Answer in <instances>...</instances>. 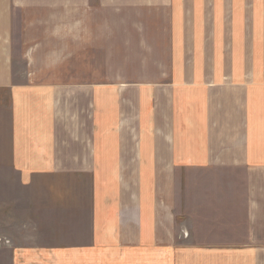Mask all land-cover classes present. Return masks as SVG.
Returning a JSON list of instances; mask_svg holds the SVG:
<instances>
[{
    "label": "crops",
    "instance_id": "obj_1",
    "mask_svg": "<svg viewBox=\"0 0 264 264\" xmlns=\"http://www.w3.org/2000/svg\"><path fill=\"white\" fill-rule=\"evenodd\" d=\"M2 187L0 264H264V0H0Z\"/></svg>",
    "mask_w": 264,
    "mask_h": 264
},
{
    "label": "rangeland",
    "instance_id": "obj_2",
    "mask_svg": "<svg viewBox=\"0 0 264 264\" xmlns=\"http://www.w3.org/2000/svg\"><path fill=\"white\" fill-rule=\"evenodd\" d=\"M7 198H9V196H6L5 189L2 187V189H0V248L3 241H5L7 238H11L12 241L14 240L15 242H18L23 237L20 235L21 232L19 234L15 233L17 232V226L14 224L15 222L13 218L14 216L18 215V212L15 211L13 213V207L9 204H5ZM27 235H29V232L24 233V239L29 240L30 237H27ZM34 239L40 241L39 236H33L32 241H34ZM4 257L5 256H0V260Z\"/></svg>",
    "mask_w": 264,
    "mask_h": 264
}]
</instances>
